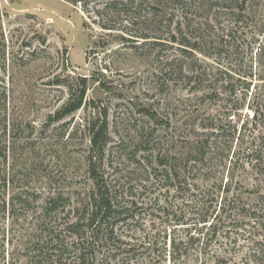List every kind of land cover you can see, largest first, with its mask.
I'll list each match as a JSON object with an SVG mask.
<instances>
[{
  "label": "trees",
  "instance_id": "trees-1",
  "mask_svg": "<svg viewBox=\"0 0 264 264\" xmlns=\"http://www.w3.org/2000/svg\"><path fill=\"white\" fill-rule=\"evenodd\" d=\"M64 1L83 12V27L95 24L114 41L130 42L158 75L194 90L215 92L222 82L231 95L248 91L254 62L264 58L262 45L253 57L254 42H264L263 0ZM175 46L180 53L170 58L166 53ZM246 53L252 55L249 63ZM10 66L6 59L0 63V264H7L8 255L9 264H186L195 253L201 264L214 255L216 264H226L229 252L241 248L238 240L247 239L235 233L246 218L256 232H249L245 264H264V202H245L224 177L207 186L195 181L203 167L216 162L230 163L232 170L247 163L264 169V142L258 144L245 124L218 116L197 124L188 111L176 154L154 137L155 130L148 135L143 129L137 140L120 137L113 168L105 164L108 109L92 105L86 175L61 186L47 165L36 163L42 141L35 138V124L14 105ZM82 103L72 101L58 118ZM151 116L156 124L164 122ZM124 153L136 164L133 169L121 160ZM170 186L180 204L163 200V189L169 194ZM156 188L159 192L148 194ZM218 245L223 250L212 252Z\"/></svg>",
  "mask_w": 264,
  "mask_h": 264
},
{
  "label": "rangeland",
  "instance_id": "rangeland-1",
  "mask_svg": "<svg viewBox=\"0 0 264 264\" xmlns=\"http://www.w3.org/2000/svg\"><path fill=\"white\" fill-rule=\"evenodd\" d=\"M83 22L80 8L64 0H0V63L6 59L9 66L11 64L9 73L15 74L14 105L20 115L35 124V138L42 141L37 147L36 163L47 165L46 172L59 185L65 186L70 179L86 175L89 122L93 124L95 120L92 105L108 109L109 144L105 164L113 168H117L112 159L117 155L116 143L120 142V137L137 140L143 129L148 135L155 130L154 137H162L164 148L168 147L171 155L176 154L182 144L179 134L186 127L184 119L189 112L197 119V124L208 116H218L223 122L232 119L238 126L245 124L258 144L264 142V58L259 63L254 57L264 42L253 45L256 76L248 77L249 90L240 88L236 95H231L225 89L226 83L219 82L214 92L194 90L184 82L163 78L151 61L133 51L130 42H116L97 25L85 28ZM179 53L175 46L166 54L172 58ZM251 56L244 54L246 63ZM209 93L218 95L210 97ZM77 98L83 100L82 105L59 119L63 108ZM230 102L234 105L231 116L226 113L227 107L231 110ZM252 111L256 113L255 119L251 118ZM152 112L164 120L161 125L155 123ZM138 154L139 157L143 152ZM126 156L124 153L121 160L133 169L136 164H130ZM216 163L211 168L203 167L195 181L207 186L215 178L224 177L245 202H264V169L247 163L245 167L232 170L230 163ZM108 172L118 176L110 167ZM125 174L126 171L119 173ZM169 188V194L167 188L163 189V200L180 204L182 199L176 187ZM156 190L159 192L156 188L148 194ZM249 232H256V227L246 218L235 233L246 234L247 239L238 240L241 248L229 252L226 264H245ZM213 250L223 249L218 245ZM11 258L8 255L7 264ZM216 261L214 255L209 264ZM186 264L201 262L197 261L195 253Z\"/></svg>",
  "mask_w": 264,
  "mask_h": 264
},
{
  "label": "built area",
  "instance_id": "built-area-1",
  "mask_svg": "<svg viewBox=\"0 0 264 264\" xmlns=\"http://www.w3.org/2000/svg\"><path fill=\"white\" fill-rule=\"evenodd\" d=\"M253 115H254V112L252 111V112H251V118H253Z\"/></svg>",
  "mask_w": 264,
  "mask_h": 264
}]
</instances>
